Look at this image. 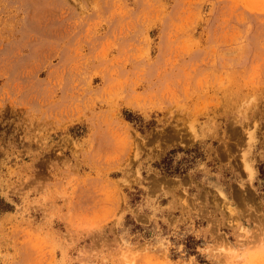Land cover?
<instances>
[{
	"label": "rangeland",
	"instance_id": "rangeland-1",
	"mask_svg": "<svg viewBox=\"0 0 264 264\" xmlns=\"http://www.w3.org/2000/svg\"><path fill=\"white\" fill-rule=\"evenodd\" d=\"M0 264H264V0H0Z\"/></svg>",
	"mask_w": 264,
	"mask_h": 264
}]
</instances>
